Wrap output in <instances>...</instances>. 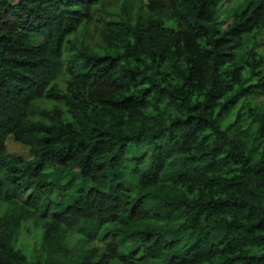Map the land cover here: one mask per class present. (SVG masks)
I'll list each match as a JSON object with an SVG mask.
<instances>
[{"label":"trees","instance_id":"16d2710c","mask_svg":"<svg viewBox=\"0 0 264 264\" xmlns=\"http://www.w3.org/2000/svg\"><path fill=\"white\" fill-rule=\"evenodd\" d=\"M263 35L264 0H0V264H264Z\"/></svg>","mask_w":264,"mask_h":264},{"label":"rangeland","instance_id":"374dc122","mask_svg":"<svg viewBox=\"0 0 264 264\" xmlns=\"http://www.w3.org/2000/svg\"><path fill=\"white\" fill-rule=\"evenodd\" d=\"M133 6L135 9H138L140 6V0H131ZM220 21L223 22V17L220 16ZM221 28V27H220ZM259 50L262 56L264 57V35L261 36L260 42H259ZM264 71V66H263ZM261 99H258L260 101ZM8 151L10 154H14L21 157H27L26 151L12 143L8 144ZM57 200V199H55ZM41 232V229L39 227L38 223L35 222H29L25 223L21 226V229L19 231V242L22 243V246L24 249H28L31 245L32 238L34 236H38Z\"/></svg>","mask_w":264,"mask_h":264}]
</instances>
